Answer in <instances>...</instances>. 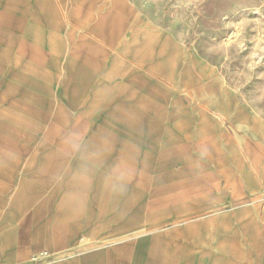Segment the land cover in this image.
Returning a JSON list of instances; mask_svg holds the SVG:
<instances>
[{
	"label": "rangeland",
	"instance_id": "obj_1",
	"mask_svg": "<svg viewBox=\"0 0 264 264\" xmlns=\"http://www.w3.org/2000/svg\"><path fill=\"white\" fill-rule=\"evenodd\" d=\"M125 1L142 23L125 24L134 64L122 73L111 71L115 1L0 0V131H32L39 120L33 141L51 127L53 142L110 147V173L88 201L101 218L96 236L151 253L160 248L148 240L174 235L179 264H236L219 240L228 230H216L214 241L212 222L250 203L216 198L227 189L221 175L246 170L241 152L261 146L255 165L264 174V0ZM87 36L109 45H94L103 55L68 81L71 43H93ZM228 180L236 198L240 185ZM67 256L42 252L31 264Z\"/></svg>",
	"mask_w": 264,
	"mask_h": 264
},
{
	"label": "crops",
	"instance_id": "obj_2",
	"mask_svg": "<svg viewBox=\"0 0 264 264\" xmlns=\"http://www.w3.org/2000/svg\"><path fill=\"white\" fill-rule=\"evenodd\" d=\"M112 1L116 2L120 15L114 31L120 32L113 52L114 66L108 70L124 73L128 62L133 63L126 54L129 40L125 24L142 23V17L125 0ZM87 37L93 43L73 39L70 44L71 50L64 62L68 81L74 80L83 63L103 55L97 53L94 45L106 48L109 45L101 36L99 42L94 36ZM82 54L85 60L80 58ZM93 67L89 64L88 69L101 70L99 64ZM133 73L131 70L128 77ZM38 123L39 120L32 131L20 126L0 131V264H31V259L42 252L68 254L54 264H136L141 258L150 259L155 255L158 264L168 261L179 264L175 253L179 239L174 235L167 241L164 236L148 240V248L154 245L160 248L151 253L135 250L134 242L126 238L96 236L101 218L88 201L98 197L102 174L110 173V147L94 141L53 142L49 134L51 127L42 132L39 141H33L39 135L35 132ZM254 150L256 153L246 154L243 150L240 153L246 170L234 176L221 175L227 189L216 197L222 204L229 199L250 203L242 206L233 219L212 222V238L216 230H228V237L219 240L233 249L236 264H264V174L255 165L258 157L263 156V149L257 146ZM228 179H235L240 185L236 198L231 194ZM153 241L156 243L152 244ZM168 243L173 247L171 251Z\"/></svg>",
	"mask_w": 264,
	"mask_h": 264
},
{
	"label": "bare ground",
	"instance_id": "obj_3",
	"mask_svg": "<svg viewBox=\"0 0 264 264\" xmlns=\"http://www.w3.org/2000/svg\"><path fill=\"white\" fill-rule=\"evenodd\" d=\"M264 49V48H263Z\"/></svg>",
	"mask_w": 264,
	"mask_h": 264
}]
</instances>
